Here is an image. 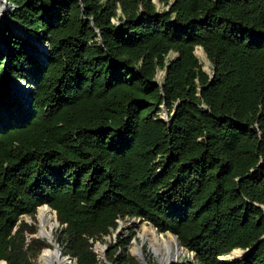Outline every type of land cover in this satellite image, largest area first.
<instances>
[{"label": "trees", "instance_id": "trees-1", "mask_svg": "<svg viewBox=\"0 0 264 264\" xmlns=\"http://www.w3.org/2000/svg\"><path fill=\"white\" fill-rule=\"evenodd\" d=\"M154 1L7 0L0 88H35L0 97V263L53 248L35 223L47 206L75 264H139L130 240L95 251L127 219L193 264L257 244L232 264H264V0Z\"/></svg>", "mask_w": 264, "mask_h": 264}, {"label": "rangeland", "instance_id": "rangeland-1", "mask_svg": "<svg viewBox=\"0 0 264 264\" xmlns=\"http://www.w3.org/2000/svg\"><path fill=\"white\" fill-rule=\"evenodd\" d=\"M157 5V1H154ZM11 5L10 3L7 2V0H0V23H1V28H3L5 26V24L9 23V26L16 30V25L14 24V22L11 20H9V15H10V10H11ZM159 8L161 10H164L165 7H163L162 5H159ZM20 32V31H18ZM22 33V32H20ZM23 35V34H22ZM33 40V39H32ZM33 42L38 45V43H36V40H33ZM2 47V42H1V33H0V48ZM196 57L198 58V60L200 61L201 65L203 66V69L206 73L208 74H212L213 72V66L211 64V62L209 61V59L207 58L205 52L199 48L196 50L195 52ZM205 55V57H204ZM40 58V57H39ZM177 58V55L172 53L169 56V60L173 61ZM164 72H159L158 74V80L159 81H163L164 79ZM5 81L3 82V86L0 88V97L4 91V89L7 88H11L14 93L17 94V96L23 101V103L27 104L30 100V93H25L24 91H20L21 88H25L26 90H28L29 92H32L34 90V86L33 84H26L23 81H10V79L6 76H4ZM30 83V82H29ZM26 84V85H25ZM15 85H18L19 87L16 86V89L14 88ZM3 88V89H2ZM163 121H168L167 118V113L164 112L159 116ZM50 209V208H49ZM50 213H51V217L53 222L58 221L56 218V214L55 212H53L50 209ZM38 215V213H37ZM36 215V220L35 223L37 225V229H38V235L41 237V230H40V224H39V220H38V216ZM24 220L29 223V224H33V220L30 217H25ZM144 227L148 228V229H153V231L158 235V237L160 238L159 241L161 244H164V242H168V233L167 234H159L156 229L148 224V223H143L140 219H127L124 221H120L119 222V228L117 230V232H113L111 236L104 238V240L102 242H98L95 245V251L98 254V258L101 262H106V254L109 253L112 249L110 247H117L121 244V240L122 241H131V245L129 247V252L130 254L135 258L136 256V248L137 247H142V255L145 257L146 259V264H164L165 260L163 258L158 259L155 255H153L150 250H149V245H143V241H142V235L144 233ZM61 230L60 228V224L58 222V227L56 229H54L53 234L56 237V235L59 233V231ZM149 237H152L151 234H149ZM174 237V236H173ZM56 242V241H55ZM49 251H53V248ZM243 252V251H242ZM246 252H243V255L236 260L237 261H242L245 259L246 257ZM226 258V257H225ZM225 258L222 259V263L228 264V260H226ZM136 259V258H135ZM225 260V261H224ZM136 261L138 262V260L136 259ZM139 263V262H138ZM194 263V255L188 253L187 251H185V253L183 255H180L177 259H175L173 262L169 263V264H193ZM230 263H234V262H230ZM229 263V264H230ZM37 264H43V262L41 261V259L38 256V262ZM72 264H75L74 261H72Z\"/></svg>", "mask_w": 264, "mask_h": 264}, {"label": "bare ground", "instance_id": "bare-ground-1", "mask_svg": "<svg viewBox=\"0 0 264 264\" xmlns=\"http://www.w3.org/2000/svg\"><path fill=\"white\" fill-rule=\"evenodd\" d=\"M205 57V55H204ZM15 85L14 88L16 89ZM21 90L25 93H29V89L26 90L25 88H22L20 86ZM38 220L40 224V232L41 236L45 238L47 242H53V244H57L55 242V236L53 234L54 229L58 227V221L53 222L50 209L49 207H42L38 210ZM144 233L142 235V241L143 245H149L150 252L155 255L158 259L163 258L165 260L164 264H169L173 262L175 259H177L180 255H183L185 253V250L182 249L175 237L173 235L168 234V242H164V244H161L159 241L158 235L153 231V229H148L144 227ZM149 234L152 235V237H149ZM142 247L136 248V256L142 257L144 262L146 263L145 257L142 255ZM247 254V252H246ZM243 255V252L241 250L235 251L232 254L225 256L226 260H228V264L230 262H235ZM39 258L43 262V264H71L68 260L63 259L61 256H59V253L55 251L53 248V251H49L46 248H41L38 253ZM225 261V260H224ZM5 264V263H0ZM225 264V263H224ZM232 264V263H230Z\"/></svg>", "mask_w": 264, "mask_h": 264}, {"label": "water", "instance_id": "water-1", "mask_svg": "<svg viewBox=\"0 0 264 264\" xmlns=\"http://www.w3.org/2000/svg\"><path fill=\"white\" fill-rule=\"evenodd\" d=\"M1 23H0V33H1ZM26 85V84H25ZM3 89V88H2ZM167 118H168V114H167ZM171 122V121H170ZM47 207V206H46ZM56 214V213H55ZM56 218H57V214H56ZM58 220V219H57ZM174 236V235H173ZM176 239H177V241H178V243H179V240H178V238L176 237V236H174ZM263 240H264V238H263ZM49 244H51L52 245V247L55 249V251L56 252H58L59 253V256H61L62 257V252H61V247L58 245V244H53V242H48ZM179 245H180V243H179ZM258 245L259 244H257L252 250H250V251H247V255H246V257L248 256V255H250L257 247H258ZM181 247V246H180ZM182 249H184L183 247H181ZM185 250V249H184ZM186 251V250H185ZM195 257V256H194ZM63 259H66V260H68L71 264H72V259L70 258V257H62ZM135 258L138 260V262H139V264H146L145 262H144V260H143V258L142 257H139V256H135ZM2 262V261H1ZM3 263H5V264H7L6 262H3Z\"/></svg>", "mask_w": 264, "mask_h": 264}, {"label": "built area", "instance_id": "built-area-1", "mask_svg": "<svg viewBox=\"0 0 264 264\" xmlns=\"http://www.w3.org/2000/svg\"><path fill=\"white\" fill-rule=\"evenodd\" d=\"M46 46V45H45Z\"/></svg>", "mask_w": 264, "mask_h": 264}]
</instances>
